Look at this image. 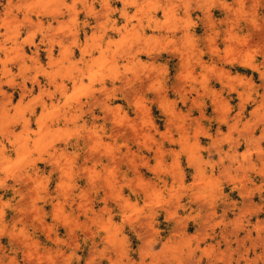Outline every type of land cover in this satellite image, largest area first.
Wrapping results in <instances>:
<instances>
[{
  "label": "clouds",
  "instance_id": "1",
  "mask_svg": "<svg viewBox=\"0 0 264 264\" xmlns=\"http://www.w3.org/2000/svg\"><path fill=\"white\" fill-rule=\"evenodd\" d=\"M262 9L0 0V264H264Z\"/></svg>",
  "mask_w": 264,
  "mask_h": 264
},
{
  "label": "rangeland",
  "instance_id": "2",
  "mask_svg": "<svg viewBox=\"0 0 264 264\" xmlns=\"http://www.w3.org/2000/svg\"><path fill=\"white\" fill-rule=\"evenodd\" d=\"M117 6H119V5H117ZM262 14H264V9H262ZM195 15H197V14H194V18H195ZM214 16H215L216 18H218V19H222V18H223V13H222L221 11H219V10H214ZM81 19H83V14L81 15ZM121 23H122V21H121ZM196 32H197V35H202L203 32H204V29H203L202 27H201V28H198V29L196 30ZM149 34H150V33H149ZM255 37H256V39H258V41H259L260 43H264V33L255 34ZM81 38L83 39V34H82ZM218 43H220V42L218 41ZM220 46H221V48H223V44H221ZM26 51H29V50L26 49ZM29 54H31L30 51H29ZM78 56H79V52L77 51V57H78ZM143 58L146 59V57H143ZM205 59H207V57H206ZM41 61H42V63H45V64L47 63V61H46V54H45L43 51L41 52ZM175 65H176V61H175V59H173V60H172V67L175 68ZM13 70L15 71L16 69L14 68ZM236 70H237V71H241L242 74L245 73V70H243V69H239V68H237ZM249 74H250V73H249ZM29 86H31V85H29ZM213 86L216 87L217 89H219V87H220V85H219V84H216L215 81H213ZM6 90H9V89H6ZM37 91H38V90H37ZM170 96H171V94H170ZM18 99H19V94L17 93V95H16V97L14 98V101H13V102L15 103L16 100H18ZM37 111L39 112V109H38ZM211 111H212V110H211V107H209V108H208V113L211 114ZM153 113H154V115L156 116V118H157V120H158V122H159L160 117H159V115H158V113H157V110H156L155 108H153ZM245 115H247V113H245ZM161 130H163V126H162V125H161ZM214 130H215V129L213 128V131H214ZM224 130L227 131V128L225 127ZM257 134H258V133H257ZM202 143H207V141L204 140V139H202ZM241 151H243V148H241ZM41 167H43V165H41ZM54 187H55V180H54V183L50 186V190H51L52 188H54ZM225 190L228 191L227 188H226ZM125 192H126V194H127V190H125ZM0 195H4V198H5V199H8V198H10V197L12 196V193H11V192H8V193L0 192ZM231 195H232V197H233L234 199H238L237 194L232 193ZM257 200H258V198H257ZM98 207H99V206H98ZM45 211L51 212V205L46 206V207H45ZM12 218H13V213H12L11 211H9L7 219L11 220ZM261 218H264V214H262ZM47 222H48V223H51V217H50V216H49ZM117 222H119V218H117ZM253 222H254V221H253ZM168 227L170 228L171 225H169ZM188 231H189V233H193V232L195 231V225L190 224V225H189V228H188ZM217 231L219 232V230H217ZM60 234H61V236L64 235V229H63V228L60 229ZM243 235H244V234L241 233V236H243ZM40 239H41V242H44V239H45V238H44L43 236H41ZM217 239H219V236L217 237ZM211 242H212V241H209V243H211ZM0 243H4L5 246H7V245H8V240H7V238L5 237L3 240H0ZM138 243H139V242L136 241L135 238L133 237V246L135 247ZM85 255H86V253H85Z\"/></svg>",
  "mask_w": 264,
  "mask_h": 264
}]
</instances>
